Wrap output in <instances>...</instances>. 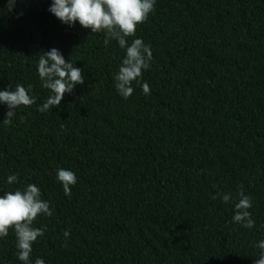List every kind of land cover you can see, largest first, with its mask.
Segmentation results:
<instances>
[{"label": "trees", "instance_id": "obj_1", "mask_svg": "<svg viewBox=\"0 0 264 264\" xmlns=\"http://www.w3.org/2000/svg\"><path fill=\"white\" fill-rule=\"evenodd\" d=\"M51 3L9 10L0 0V90L32 84L36 98L11 124L0 103V195L35 183L53 210L34 221L46 232L32 264H253L264 239V0H156L127 37L153 57L128 99L113 79L126 50L62 23ZM53 47L85 80L40 112L51 92L37 65ZM61 167L77 177L70 197ZM240 189L252 198L251 229L232 221ZM17 251L9 230L0 264H23Z\"/></svg>", "mask_w": 264, "mask_h": 264}, {"label": "clouds", "instance_id": "obj_2", "mask_svg": "<svg viewBox=\"0 0 264 264\" xmlns=\"http://www.w3.org/2000/svg\"><path fill=\"white\" fill-rule=\"evenodd\" d=\"M15 0H8V7H14ZM156 0H52L49 11L62 23L69 26L77 22L92 33L104 32V44L111 40L117 41L120 48L125 49V56L118 72L113 76L115 88L119 95L128 99L134 92L133 82L141 83L143 71L150 68L152 52L150 45L141 38L134 39L131 44L127 37L135 36L137 27L143 24L155 10ZM41 87L50 90L46 101L38 107V111L46 112L52 107H58L66 93L70 94L78 84L85 80L84 70L75 66V62L66 60L59 49L53 47L43 51L37 65ZM32 84L25 87L16 84L13 89L9 84L7 89L0 90V103L6 104L8 111L2 120L5 124L12 123L16 109L29 107L36 103V98L30 95ZM145 95L150 93L147 82L141 84ZM56 178L62 184L66 196H71V187L77 182L75 172L63 167L56 170ZM19 182V174L7 177L9 185ZM232 221L244 228L255 226L252 214V198L243 189L237 193ZM213 199L221 198L224 203L232 201L231 193H217ZM52 216L50 202L43 199L41 189L35 183H29L23 188L3 191L0 195V238L7 237L9 230H14L16 237L17 258L23 264H32V245L46 232V226L36 227L34 221L42 216ZM65 240L70 236V230L63 233ZM67 246V245H65ZM256 247L260 249L259 258L253 264H264V239ZM34 264H45L43 258L37 257Z\"/></svg>", "mask_w": 264, "mask_h": 264}]
</instances>
